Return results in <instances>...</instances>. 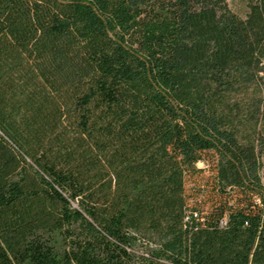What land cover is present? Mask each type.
Listing matches in <instances>:
<instances>
[{
  "label": "trees",
  "instance_id": "trees-1",
  "mask_svg": "<svg viewBox=\"0 0 264 264\" xmlns=\"http://www.w3.org/2000/svg\"><path fill=\"white\" fill-rule=\"evenodd\" d=\"M263 161L264 0H0V264H264Z\"/></svg>",
  "mask_w": 264,
  "mask_h": 264
},
{
  "label": "rangeland",
  "instance_id": "rangeland-1",
  "mask_svg": "<svg viewBox=\"0 0 264 264\" xmlns=\"http://www.w3.org/2000/svg\"><path fill=\"white\" fill-rule=\"evenodd\" d=\"M248 0H229L231 7L241 15H244L247 8ZM200 166H203V163H199ZM263 180H264V161H263Z\"/></svg>",
  "mask_w": 264,
  "mask_h": 264
}]
</instances>
